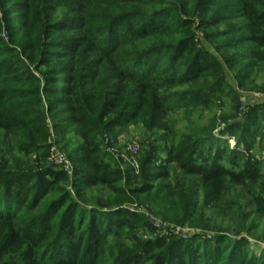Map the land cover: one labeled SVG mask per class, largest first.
<instances>
[{"label": "rangeland", "instance_id": "1", "mask_svg": "<svg viewBox=\"0 0 264 264\" xmlns=\"http://www.w3.org/2000/svg\"><path fill=\"white\" fill-rule=\"evenodd\" d=\"M249 2L264 4L23 0L25 7L17 12V0H0V172L31 174L50 168L70 177L77 169L107 177L109 183L88 189L76 190L70 179L59 183L62 193L79 204L84 221H94L88 241L96 250V264H117L142 244L163 237L196 243L240 232L257 255L264 252V216L246 219L249 211L264 206V133L249 153L255 180L245 188L229 187L227 198L235 208L220 219L202 208L194 179L169 159L177 151L208 154L223 141L233 148L231 127L252 111L264 115V64L245 59L253 47L242 11ZM15 21L25 33L11 29ZM205 21L212 23L203 27ZM149 24L169 25V30L160 37L128 34ZM180 40L219 66L212 73L221 83L220 93L195 99L185 95L197 88L194 83L160 86L171 52L162 49L148 57L142 52ZM7 63L14 70L8 74ZM143 66L152 87L138 99L133 81L121 82L127 89L123 105L106 107L115 95L117 73L133 75ZM167 162L168 178L145 180L154 166ZM144 184H149L146 191ZM55 198L49 194L41 207ZM124 214L135 217V223L117 239L106 230L115 215ZM34 216L37 228L51 222L45 213ZM55 227L47 246L58 240ZM97 231L100 238H95Z\"/></svg>", "mask_w": 264, "mask_h": 264}, {"label": "trees", "instance_id": "2", "mask_svg": "<svg viewBox=\"0 0 264 264\" xmlns=\"http://www.w3.org/2000/svg\"><path fill=\"white\" fill-rule=\"evenodd\" d=\"M21 1L23 0L15 3L17 12H22L25 7ZM242 11L249 34L248 43L253 45L247 51L245 59L264 64V4L249 2L243 6ZM208 23L212 22H202L203 27L208 26ZM10 26L17 35L25 33L22 24L17 21L11 22ZM168 26L149 24L139 29L133 28L128 34L138 38L160 37L167 33ZM190 47L189 42L180 40L176 45L155 44L143 50L142 54L148 57L162 49L171 52L167 63V76L160 86L168 89L176 84L194 83L197 88L185 95L195 99H208L222 91L221 83H217V75L212 73L219 66L199 58L194 48ZM144 68L143 66L133 75L127 76L118 72V82L112 91L115 95L105 106L115 109L117 105H123L127 89L124 87V90L120 84L124 81H133L137 97L141 99L152 87L147 82L150 77L148 70ZM4 71L7 74L13 72L12 64L7 63ZM209 79L211 80L208 81ZM259 113L252 111L247 114L243 123L231 127V137L235 141L233 148L225 145L223 141L224 143L212 147L208 154L198 152L196 155H187L177 151L169 158L178 164L185 175L194 179L202 192V208L211 212L215 219L234 211L233 202H229L227 198L229 187L245 188L247 182L255 180L257 169L251 163L249 153L256 137L264 133V115ZM227 166L237 170H231ZM167 167L168 162L163 166H154L145 180L154 182L159 178H168ZM69 179L75 189L80 186L88 189L99 182H110L107 177L98 178L77 169L70 177L62 171L50 168L31 174L0 172V264H96V250L88 241L93 235L91 228L94 221L92 218L84 221L82 209L78 208L76 200L69 194L62 193L63 188L59 183ZM148 188L149 184L142 186L144 191ZM49 194H55L57 198L48 201L46 209L42 208L41 203ZM37 212L42 215L45 213L51 222L37 228L39 220L34 216ZM125 214L122 217L115 215L116 220L106 230L108 234H113L118 239L123 230L133 228L135 217ZM261 216H264V206L249 211L246 219L254 221ZM56 219L58 223L55 227L52 222ZM54 227L58 240L54 242V246H47ZM100 234L99 231L94 232L95 238H100ZM117 264H264V252L257 255L240 232L234 233L232 238L217 234L209 240L196 243L163 237L142 244Z\"/></svg>", "mask_w": 264, "mask_h": 264}]
</instances>
